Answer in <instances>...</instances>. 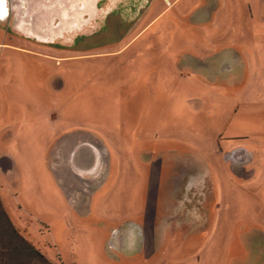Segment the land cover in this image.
<instances>
[{
    "label": "rangeland",
    "instance_id": "rangeland-1",
    "mask_svg": "<svg viewBox=\"0 0 264 264\" xmlns=\"http://www.w3.org/2000/svg\"><path fill=\"white\" fill-rule=\"evenodd\" d=\"M0 198L54 264H264V0H0Z\"/></svg>",
    "mask_w": 264,
    "mask_h": 264
},
{
    "label": "trees",
    "instance_id": "trees-1",
    "mask_svg": "<svg viewBox=\"0 0 264 264\" xmlns=\"http://www.w3.org/2000/svg\"><path fill=\"white\" fill-rule=\"evenodd\" d=\"M0 264H54L15 228L0 198Z\"/></svg>",
    "mask_w": 264,
    "mask_h": 264
}]
</instances>
